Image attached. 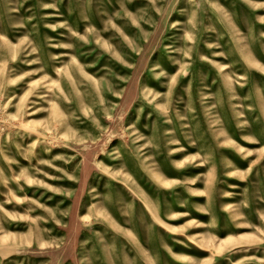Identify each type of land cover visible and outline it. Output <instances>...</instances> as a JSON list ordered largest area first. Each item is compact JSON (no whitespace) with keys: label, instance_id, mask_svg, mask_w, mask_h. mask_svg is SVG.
<instances>
[{"label":"rangeland","instance_id":"1","mask_svg":"<svg viewBox=\"0 0 264 264\" xmlns=\"http://www.w3.org/2000/svg\"><path fill=\"white\" fill-rule=\"evenodd\" d=\"M0 264H264V0H0Z\"/></svg>","mask_w":264,"mask_h":264}]
</instances>
